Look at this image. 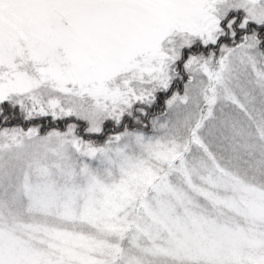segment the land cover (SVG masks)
I'll return each mask as SVG.
<instances>
[{
	"label": "snow or ice",
	"instance_id": "snow-or-ice-1",
	"mask_svg": "<svg viewBox=\"0 0 264 264\" xmlns=\"http://www.w3.org/2000/svg\"><path fill=\"white\" fill-rule=\"evenodd\" d=\"M0 264H264V0H0Z\"/></svg>",
	"mask_w": 264,
	"mask_h": 264
},
{
	"label": "trees",
	"instance_id": "trees-1",
	"mask_svg": "<svg viewBox=\"0 0 264 264\" xmlns=\"http://www.w3.org/2000/svg\"><path fill=\"white\" fill-rule=\"evenodd\" d=\"M47 122H45V124H46ZM61 127H63V125H61Z\"/></svg>",
	"mask_w": 264,
	"mask_h": 264
}]
</instances>
